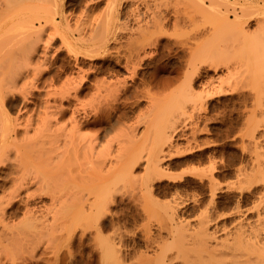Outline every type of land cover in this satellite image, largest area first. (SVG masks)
<instances>
[{"label":"rangeland","instance_id":"rangeland-1","mask_svg":"<svg viewBox=\"0 0 264 264\" xmlns=\"http://www.w3.org/2000/svg\"><path fill=\"white\" fill-rule=\"evenodd\" d=\"M26 1L24 0L21 2L24 5L26 11L22 10L24 8L23 6L21 7L20 2L16 5L17 9L18 6L22 8H20L22 11L20 10L16 12L17 14H19L17 18H20L19 20L25 18L22 19L19 23L21 24L23 20L28 21V19L30 18L29 22L31 23V21L33 22L34 20V25L39 27L38 25H40V23H38L37 20L38 15H35L37 16L36 18L31 19L32 17H35L34 12L37 11L38 8L33 10L31 9L32 6L30 7V5H28L27 11V7L25 5L27 3H33L32 0H29L28 2ZM200 1L201 0H63L61 2L63 6L60 7L62 10H60L64 12V16L65 18L67 17V19H65L59 27L62 30L66 29L67 31H69L70 43H68L69 46L67 44L66 46L63 45L60 40H57V42H55L54 50L59 51V54L57 56V60L55 61L53 66H51V72L47 73L44 76V79L45 77H47L46 79H49L50 76H53L55 74V76H57L58 74H60L61 80H64L68 76L70 77V73L77 70L78 67L88 69L90 65H96L97 67H99V69L103 70L97 77L99 83L104 84V81L108 83V81L114 79V77L112 76V72H114L116 69L119 70L118 67H113V61L111 59L118 53L121 55L129 54V51L131 52L132 47L135 46L136 43L138 44L139 39L142 40L143 38V40L147 41L152 40V38L154 37L152 34H154L155 32H153L154 27L153 25L151 26L150 23L152 21L154 22L156 20V17L158 19V16L162 17L164 15L167 19L165 21V23L167 24L164 25L165 28H162L161 31L165 33L159 30L161 34L159 33V31H156V33L160 34V36L154 34V38L156 39V36L158 38L157 42L153 41L154 38L150 42H153L156 45H153V47H148L145 54H142V56L146 55V59L144 61L143 68L139 70V75H137L136 78L138 84L140 83L142 78L149 82L153 81L151 85L154 86L151 87L149 92L151 97L146 99L145 101L141 100V104L138 107L139 109L137 108L135 110L136 112H133L134 114H131L130 119L126 122L124 121L125 123H120V125H117L114 130H112V132H108V137L109 140L114 139L116 143L117 140H119V145H121L120 147H122L121 150L120 147L117 148L118 144L114 143L113 155L118 153L116 150L120 148V153H124L122 154V156L124 157L126 156L125 154L129 153L128 151L133 149L131 153L140 151L142 153L137 152V154H142L144 157L148 155V158L151 159L152 157H155V160V155H157L155 152H157L158 149L152 150V146L153 149L155 147L153 144L156 143L157 145L160 139L161 141L164 140V142L167 143L172 141L170 143L171 145L167 143H161L163 147L159 146V149L163 148L162 150H164V153L169 150L171 154H167L168 151L165 154H160L162 153V150H158L160 154V156H158L159 160L157 159L158 161H161L160 157L166 154L167 155L163 158H167L169 154H174V157H171L170 159L168 158V160L165 159V161L163 159L164 162H161L163 163L162 165L165 166V168H163L164 171L165 169H167L165 172L171 176V179L169 178V176H163L164 178H162V180L154 183L155 187L158 188L157 189L154 187L156 192L154 193V195H158V199L157 197L155 198L157 199V201H159V204L161 203L160 205H164L165 203L174 201L176 199L175 195L180 194V197L177 196V198L182 197V200L179 198L177 200H180L181 202L184 200L182 202L183 204L181 203V216L183 217V219L188 220V222H190V224L194 227L198 225V220H201L204 216L203 215L201 217L202 213L205 211L204 206L208 205L207 203L212 199V205L214 206H212L211 208L210 203L209 207L206 206L205 211L207 214V210L209 211L211 209L212 211H210V214H213V218H215L211 226L212 228H210V232H213L217 225L219 227H223L222 224L227 226L226 232H213L216 236L214 237L216 240L213 238L212 240L210 239L207 245L208 247H214V245H216L218 242L220 243L221 241H225V239L228 238V236L231 234V231H233V228L235 229L236 227L240 226L239 222H241L242 226L246 229L249 227L248 230H250L251 226H260L264 228V0H218V2L224 3H222V5H220L221 3H218L219 5H215L217 0H215V3H212V1L210 0H202V2L204 3L203 5L200 4L202 3ZM24 2L26 3L24 4ZM234 2H236V4H234L236 7L234 5V7H231ZM249 2L252 8H254L256 5L254 10L256 14H253V11L252 13L249 12L253 14L251 16H248V13L245 14L250 19H248L247 16L245 17L242 14L243 12L241 13L240 10L242 6H244L245 4H249ZM240 4L242 6H240ZM237 5H239L240 7ZM34 6L38 7L39 5L37 6V4L34 3L33 7ZM231 8H235L236 13L238 11L237 15L232 12ZM17 9H15L14 12ZM41 9L42 8H39V10ZM227 9L229 11H226ZM32 10L34 12L31 14ZM38 11L36 12V14L38 13ZM132 12H134V14L138 13L140 15L142 13V17L140 16L142 18H140L141 21L137 20V18L139 19V16L137 14H135V19H133L134 17L132 15ZM45 13L50 15L52 11H45ZM226 15L228 16V20L232 21H234L236 16L239 15V21H243V23H241L243 24V26H239L244 29L242 30V28L240 29L237 27L233 28L231 24L230 26L229 24L227 26L224 23ZM244 18L246 19V21L244 20ZM60 20L61 19H59V21ZM175 20L177 21V23L175 22ZM174 22L176 24H179L175 25ZM244 22L246 23L244 24ZM20 24L18 25L21 26L20 35H22L23 25ZM147 24L150 25L148 26ZM150 26L152 28H150ZM45 34L46 32L42 35L44 39L47 35ZM145 34L146 37L144 38ZM150 35L152 36V38ZM208 35L211 37L210 42H207L205 40L204 41L207 43H211V46L207 43L204 44V41L199 45L198 43L201 42L200 38L203 40V37H207ZM205 37L204 39H206ZM80 38L82 40H80ZM103 38H116V40L114 39V41L113 39H111L106 45L107 47L103 52V55H105L104 60L102 58L103 55L101 59L95 61H91L82 57H79V59L76 60L74 58L75 52L69 50V48L72 50L76 48L75 50L78 49L77 51H88L89 48H91V42L99 41ZM14 39H19L20 41L23 38L18 37ZM25 39L26 38H24L23 40ZM84 39L86 40V43L85 41H83ZM193 39L194 41H197V44L199 45L198 47H201L202 49L207 48L204 52L200 48V54L199 52H197V56L193 54L195 57L190 54L191 48H194V45L196 44L195 42H192ZM15 42H13V44ZM20 42L18 44H20ZM189 43L192 45L194 43V45H191V47ZM184 46H188L190 50H188V47ZM54 50H51V52L53 53ZM110 55H112L113 57H110ZM109 60L112 62V64H109ZM190 60L199 61H194L197 66L205 65L199 64L201 62L206 63L205 66L200 67L202 70L201 78H197L194 82H190L191 80L189 81L190 77H188L189 74L187 73V70L189 71V73L191 72V70H193L190 67L191 65H189L193 62H188ZM187 64L189 67L187 66ZM211 64L212 68L217 67L216 71H214L215 68H210ZM196 65L193 66L197 67ZM158 68H160L161 70L158 71ZM157 71L159 73H157ZM128 74L123 69H121L120 76L118 75L117 77L122 78V76H124L126 78H129L130 74ZM215 76L219 77V80L221 79L220 81H227L225 82V84H220L218 78L216 79ZM211 77H215L216 82H218L217 84L225 86L224 88L226 90L224 93L213 96L205 94V88L207 86L205 82L211 79ZM90 81L91 83L96 82L95 79H91ZM128 82L129 84L133 83V81H131L130 79L128 80ZM160 82L163 84L161 85ZM39 86L40 91L36 92V100L37 103L39 101L38 104L40 105V103H42L43 101L40 100V98H44V92L47 89H44V87H42L45 86L44 83H39ZM104 88L101 86L100 90L102 91L100 93L103 94H100L99 90L98 92H96L97 95L98 93L100 95H104ZM93 89L94 90L92 91L90 90V94L88 93L87 96L84 94L80 96L82 103L84 101L85 104H87L86 102H90L89 100L93 99L92 96L96 95L95 88ZM140 89H142V86H140ZM137 98L138 97L130 96L128 98L129 105L132 104L131 106H135L136 104H138L139 102L137 101H139V98ZM140 114L145 115L144 117L148 121V124L146 123L145 125L139 127L137 132H135V137L142 140V142L140 141L138 142L140 144H138L135 137H132V139L135 138L134 140L136 141L130 139L129 136H125V129L130 124H133V122L137 120V117ZM146 115H148V118L146 117ZM149 115L151 116V119L153 118L152 120H150ZM12 116H15L14 111H12ZM174 128L178 129L174 130ZM145 130H147L148 132H146V135L149 134L150 130V132L152 133V135L144 136L146 137V139L147 137L149 138L148 141L146 139H142V135L145 133ZM173 130L174 132H172ZM90 131H92V129H86L84 130V133H91ZM33 134L34 133L32 132V135ZM156 134L161 136L158 137V135L156 136ZM165 134H167L171 138H169L168 136L166 137ZM140 136H142V138H140ZM163 137L167 138L168 141H166V139H162ZM155 138H157L159 141L157 142ZM169 139L172 140L169 141ZM143 141L146 143H144ZM157 146L155 148H157ZM32 147L33 149H28L30 152L23 153L24 155L20 157L21 160H19L20 158L18 159L19 162H24V165L26 166L24 167L26 169L24 167L23 168L26 171H29V173L33 169L36 170L35 172H39L38 175L42 177L44 176L46 178L48 176H51V173L54 175L65 167L62 166L64 165V162H61V166L60 164H58L61 168H56V170L58 169V171H56L55 168H53V170L51 167H49L50 164L48 166L49 168L47 169V167L45 166L46 163L44 164V159L46 158V156L43 159L44 155L42 150L44 149L39 141H36V143L33 144ZM153 153L154 155H152ZM149 154H151L152 157ZM13 155L14 154H12V160L8 163L7 168L3 170L2 174H0V177H2L0 184L4 188L6 187V190H10V182H5L3 180V177L6 176L5 174H7V172L14 169L13 166H15V164H17L16 166H18V162H12L15 161ZM170 155L168 157H170ZM28 156H31V158H29ZM70 159H72L71 156ZM79 160L80 157L77 159V161H75L76 163H74L77 165L79 163L81 164L83 160ZM70 161L73 162L74 158L72 160H69V162ZM45 162H47L46 159ZM86 165L87 163L85 165L81 164V167H77L76 165H72V163H67V166H69L68 168L72 170L71 173L68 174L67 170H69L70 172V169H67V166L66 169L61 170L63 172L64 170H66L64 172H67L66 175H64L61 171V174L58 172L60 176H58L57 173V177H59V180H56V192L53 194L54 197L61 198L59 199L61 200V203L58 201L59 205H61L60 207L58 205V202L56 203L58 206L54 204L57 209L58 207L59 209L61 207L63 208V199L65 200L66 198V204L69 203V200L72 199L70 197H72L73 191L76 192L77 189H79L77 187L81 188V181L79 178L78 184L80 186L76 183V181L78 180H76L73 184L71 183V181L73 182L75 180L74 174H76V170H78L77 173L81 169L83 171L84 168H86ZM128 166L131 167L130 164ZM89 167L87 166V168ZM146 167L147 163L145 164L144 162H142L138 166L133 167L132 175L136 178H131L132 180L130 181L131 174H129V177H127L128 180L124 178L123 182L124 180H127L129 183H127V185H122L123 189L125 188V186L128 188L129 186L132 187V185H136L135 187H137L139 183L142 184L143 179L145 178L144 174L146 173ZM51 169L53 171H56V173H53V171H51L50 173L49 171ZM86 170L87 171L84 172H87V174L84 173V175H91L92 172L88 174L89 169ZM90 171H92L91 168ZM105 171L106 169H104L102 174H104ZM79 173L76 174L78 177ZM31 174L35 175L33 172H31ZM105 174H107V172ZM62 175H64L65 177H67L68 175L70 176H68L66 179L65 177H63L65 179L64 180L61 177ZM91 176H93V174ZM172 176H175V178L177 177V180H173L174 177ZM69 178H71V181L67 180ZM47 180H49V177L47 178ZM52 180L53 179H51V181ZM145 180L146 179H144V182ZM119 181L121 182H117V186L119 184L121 185L122 179H120ZM3 183H6V185ZM53 183L54 181L51 184ZM71 184L76 185L72 187ZM82 185H84V183ZM122 186L120 187L122 188ZM134 186L129 189L135 190ZM142 186L139 185V187H137H141V189H139L141 191L135 190L133 192L132 190L133 193H130L131 190L128 192L126 190L127 193H125V196H123L124 192H122L121 194L118 193L119 191H124L126 188L124 190H120L121 188L119 187V191H117L116 194L118 203L112 208V211L115 214H118V218L116 216V221L118 222V225H120V232L125 234V240H129V243L135 237L137 239H143L139 237L144 236L143 233L146 232V230L144 231V229H147L148 227L151 228L152 232L155 235L159 232L157 222L162 217H158V215L153 214L156 206H154L155 208L152 206L153 210L151 208V210H149V212L147 213L149 215L145 214L143 208L140 206V204L142 205V202L146 198L142 193V188L144 187ZM36 187L38 186L36 185L32 187L30 191L33 193L37 192L38 194L39 190L36 189ZM74 187H76L77 189H75ZM137 191L138 193H135ZM174 192L176 194H174ZM212 192L214 193L212 194ZM66 193H71V196H67L70 199L66 197ZM140 193L143 194L142 196L145 198H143ZM139 194L142 197V201L138 199V197H140ZM22 195L24 196V194ZM38 196L39 197L36 196L34 199H32V201L29 202L30 204L28 205L31 208H29L28 205L23 204L24 202L18 201L16 202L14 207L8 210L6 223L9 227L8 230L10 232L5 231V233H7L8 240H5L3 244H0L1 249L3 250L2 251L0 249L3 253L2 254L0 252L1 259L4 262L3 264H92L91 262L93 259L91 261L89 260L93 258L92 256L95 252H97L95 251V244L92 243L93 240H91L93 239V236H91L90 239H86V236H84L83 240L85 241L83 243L81 241V238H79L82 237L80 235L82 234V231L79 227L76 228L77 231H74L73 233V240H75L72 241L71 244L73 247L70 245L69 239L67 240V237L70 238L68 228L66 229L65 227H69L68 225H70V212L68 208L69 204H64V206H67L68 208L64 209L66 208L64 207V212H61L63 211L61 209V211L57 215L55 213H57L59 209L57 210V212H53L56 217L53 213L46 216V218L48 217L49 221L45 220V223L47 221L49 230L51 226L54 227V225H56V227L50 231L46 229L47 233L46 231L43 232L40 230V233H44L42 238H40L42 234L39 237L38 235L40 233L34 234L36 232L38 233L37 230L39 229H36V231L34 232V230L31 231L24 227L25 224H28L30 221L29 220L28 222H25V220L27 221L31 216V214L30 216H27L25 214L27 212V208L32 210L33 207L34 211H31V213L36 216L35 214L37 212L39 219H41L42 213L44 212L42 210L45 209L44 206L48 207L49 205V207H52V205H50V203H52V197L50 195L40 196L38 194ZM121 198L123 200H121ZM195 199H197V202L195 201ZM146 201L147 200H145V202ZM198 201H200V203H198ZM200 204L202 205L200 206ZM25 205L27 208L25 207ZM54 205L52 208L55 209L53 211H56ZM256 205L258 207H255L254 209L253 206ZM159 207L158 213L161 209L162 211H160V215H163V209L162 207ZM67 211L68 214L66 215L68 218L66 217V220L69 219V223H65V226L61 227L62 225L60 224H64V222L66 221L65 212L67 213ZM155 211H157V208ZM258 211L260 212V214H257ZM257 215L260 216L261 220H258ZM26 216L28 217V219H25ZM34 216L32 215L33 218ZM22 224L23 229L25 230L23 231L25 233L22 234V230H19L21 234L17 236L15 234L14 236L17 237V239L15 238V240L12 236L13 238L11 237V239L14 243H10V236L13 235V233L11 234V232H16L17 227L22 226ZM15 226L16 229H13V227ZM212 229L213 231H211ZM0 230H2L1 227ZM164 230L167 231V229ZM164 230L162 232V235L166 237L168 231L165 232ZM30 231L31 233H29ZM141 234H143V236ZM169 237L170 236L166 238L170 239ZM261 237L263 238L261 239ZM78 238L79 240H77ZM169 242L170 240L168 241V243ZM175 242L178 243L179 241H174L173 246L177 245ZM258 242L259 244L257 246ZM258 242L253 245L257 246V248L253 247L252 244L249 245V247L247 246L246 249H242L245 246L241 247V252L244 253L245 256L240 259H249L247 261V263L249 264H264V231L260 232ZM79 243H81V245ZM86 243L89 245H87ZM86 245L88 247H86ZM92 245L94 246L95 250H90V247H92ZM168 246L170 245L167 244V246L165 247L168 248ZM173 246H171L172 249L171 247H169L172 251H168L166 253L168 256H170V254L176 255L177 257L179 256L178 258L176 257L177 259L174 261L175 264H183L185 259L188 258V255L189 259H191L193 250L190 249L193 245H187L186 247L183 246L184 248L181 246L182 250L180 253L176 250V248H173ZM188 246H190V248ZM86 248L89 250H87ZM179 248L180 247H178V249ZM158 252L160 253L158 247H155L153 249H150L147 254L149 253L148 255L153 258L155 257L154 255L158 254ZM177 253H182V257L184 256L185 259L183 258L184 260H182L180 258L181 256ZM187 260L188 259H186V261ZM129 261L130 262H128L127 264L131 263V260Z\"/></svg>","mask_w":264,"mask_h":264},{"label":"bare ground","instance_id":"bare-ground-1","mask_svg":"<svg viewBox=\"0 0 264 264\" xmlns=\"http://www.w3.org/2000/svg\"><path fill=\"white\" fill-rule=\"evenodd\" d=\"M22 1H24V0H0V174H2L3 170L7 168L8 163L12 160V154H14L13 158L15 160L12 162H14V163L18 162V166H16L17 164H15L16 167L13 166L14 169L7 172V174H5L6 176L3 177L4 178L3 180L5 182H10V187H9L10 190H6L5 189L6 187L4 188L0 184V192L2 193V195L0 193V195H1L0 196V227L2 229V230H0L1 231L0 232V244H3V242L5 240L6 241L8 240L7 233H5V231H8V232H10V231L8 230L9 227L7 226L6 219H7V215H8V210L10 208L14 207L16 202L22 201V202H24L23 204L28 205V204H30L29 202L32 201V199H34L36 196L39 197L38 196V194H39L40 196L41 195L42 196L43 195L44 196L50 195L52 197L51 198L52 203H50V205H52V207L54 204L57 205L56 203L58 201L61 203V200H59L61 198L54 197V195H53L56 192V190H55L57 187L56 186L57 185L56 180L59 178V177H57V173L59 172L61 174V172H62L64 175H66L67 172L64 173L66 170H64V172L61 170L66 169L67 163H72V165H76L77 167H81V164L85 165L87 163L86 168H84L83 171L81 169L79 171L80 173L78 172L79 177L76 175V174H78L77 173L78 170H76V174H74L75 180L73 182L71 181V178L73 177V175L71 178L67 179V180H70L72 184L76 180H78V181H76V183L78 184L79 179H80V181L83 182L84 185H82L83 183L80 182L81 188L77 187V188H79V189H77L76 187H74L75 189H77V191H76L77 193L75 191H73L72 197H70L72 199L68 198L69 196H71L72 192L70 194L66 193L67 194L66 197L68 196L67 198L70 199L69 203L66 204V198H65V200L63 199V201H64L65 205L69 204L68 208H69V212H70L69 217H70V225L71 226L70 225H68L69 227L65 226V223H69V219L66 220L68 218L66 215V214H68V211H67V213L65 212V215H66L65 220L66 221L64 222V224H60V225H62L61 227L65 226L66 229L68 228V232L70 233V238L67 237V240L69 239L70 242L69 241L68 242L70 243V245L72 244V241H75V240H73V238H74L73 233H74V231H77L76 228H79V227L81 228L82 234H80V235L82 237H79V238H81V241L83 243L85 241V240H83L84 236H86V239H90L91 236H93V239H91V240H93L92 243L95 244V245L94 244L93 245L95 246L96 250H95L93 245H92V247H90V250L94 249L97 252H95V253L93 252L94 253V255L92 254L93 258H91V256H90L91 259L89 261H91L93 259L91 262L92 264H127L128 262H130L129 260H131L130 264H175L174 261L179 256L177 257L176 255L170 254V256H172V257H170L166 253L168 251H172L171 246H173L174 241H179L181 243L180 244L179 242L178 243L175 242L177 245L178 244H180V245L177 246L174 243V245L176 247L173 246V248H176V250L179 253L181 252V250H182L181 248L183 246L186 247L187 245H190V246L193 245L192 248L190 249V250H193V255L191 256V259H189V255H188L187 256L188 258H186L188 260L186 261L184 256L182 257V253L181 254L177 253L178 255L181 256L180 258L182 260L185 259L186 262L184 261L183 264H249V263H247V261L249 259H245V260L240 259V258L245 256V254L241 252V247L245 246L242 249H246V247L247 246L249 247V245H251V244H252V246L255 245L259 240L260 232L264 231L263 227L251 226L250 230H248L249 227L246 229L245 227L242 226L241 222H239L240 224L239 223L238 224L240 226L237 225L238 227H236L235 229L233 228V231H231V234L229 235L230 237L227 235L228 238H226L225 241H221L220 243L218 242L219 244L217 243L218 245L216 244V245H214V247L213 246L208 247L207 244L209 243L210 239L212 240V238L215 239L214 237H216L214 235V233H217L219 231H221V232L227 231V226L222 224L223 227H219L218 225L216 227L214 226L215 230L214 231H213V229L211 230L214 233L210 232V228H212L211 226H212V223L214 222L215 218H213V214H210V211H212L211 209L209 211L207 210V214L205 211H206V206L209 207L210 203H211V208H212V206H214V205H212L213 204L212 199L209 200V202L207 203L208 205H205V206L203 205L205 207V211H204L205 213L203 212L204 214L202 213L201 217L203 215L204 216L201 220H198L199 221V223L197 222L198 225L196 227H194L190 224V222H188V220L183 219V217L181 216V206H182L181 203L184 200L182 202L180 200L179 201L177 200L180 197V194L177 195L174 192V194H176L175 195L176 199L175 200L172 199L174 201L170 200L172 202L165 203L164 205L162 204L163 207H162V205H160L161 203L159 204V201H157L158 195H156V196L154 195V193H156L155 189H154V187H155L154 183L162 180V178H164L163 176H169V178L171 177L170 175H168L165 172L167 169H165V171H164L163 168H165V166H163L162 165L163 163H161V162L163 161V159L165 161V159L168 160V158L170 159L171 157H174V154L172 153L173 155H170L171 152H169V150H167L168 152L167 151L166 152H167V154L170 153L169 154L170 157H168L169 156L168 155L167 158L166 157L163 158L164 156L167 155L166 154V155L160 157L161 161H158L159 160L158 156H160V154L166 153V152L164 153V150H162L163 148L162 149H159V148L161 146L163 147L162 144H165L167 142H164V140L161 141L160 138H159L160 141L157 138H155L157 140V142L159 141V143H157V145L158 144H160V145L157 146L156 143H154L153 145L155 147L157 146V148L154 147V149H153V146H152V150H156V149H158L159 151L162 150V153H160V154H159L158 150H157V152H155L157 154V155H155L156 156V160H155V157H152L151 154H149V155L152 157V159L148 158V155L145 156L146 157L145 158L142 154H137V152L139 153L140 151H136V152L134 151L135 153H133V152L131 153V151L133 149L128 151L130 153V155H129V153L126 152L127 153V154H125L126 156L123 157L122 154H124V153H122V154L120 153L122 150V147H120L121 145H119L120 141L117 140V143H116L114 139L109 140V137H108L109 133L112 132V130H114V128L117 125H120V123L123 124L124 121L126 122L127 120L130 119L131 114L133 112H136L135 110L141 104V100L145 101L146 99L151 97L149 92H150L151 87L154 86V85H151V83L153 81L150 80L152 82H149L143 78L142 79L140 78L141 81L138 84L136 78H137V75H139L138 74L139 70L143 68L144 61L146 59V57H145L146 55L142 56V54L143 53L145 54L146 49L148 47H150V46L153 47V45H156L155 43L150 42V41L153 40L155 35L160 36V34H161L160 31L162 30V28H165L164 25L167 24V23H165V21L167 20L166 17L164 15L163 16L165 18L163 16L162 17L158 16V19H157V17L156 18L154 17L156 20L154 22L152 21L150 23L151 26L153 25V27H154L153 32H155L154 33L155 35L152 34L154 36L153 38L150 35L152 40L147 41V40H143V38H142V40L139 39L138 44L136 43V45L133 46L134 49L131 46L132 50L130 49L131 52L129 51V54L121 55L118 53L114 57L112 55H110V57L111 56L113 57L111 59L113 61V67H118L119 70L116 69L114 72H112V76L114 77V79H111L110 81H108V83H106L104 80H102V81H104V84H106V85H104L103 83L102 84L99 83V80L97 79V77L99 74H101V72L103 70L99 69V67H97L96 65H90L88 69H83L82 67H78L77 70L70 73L71 74L70 77L68 76L64 80L62 79L63 80L62 81L60 74H58V73H57L58 74L57 76H55L56 75L55 74L53 76H50L49 79H46L47 77H45V79H44V76L47 73L51 72V70H52L51 66H53V64L57 60V56L59 54L58 53L59 51L54 50L55 42H57V40H60L63 45L67 44L68 46H69L68 43H70L69 42L70 41L69 31H67L66 29L62 30L59 27L60 24H62V22L65 19H67V17L65 18V16H64V12H62L61 11L62 9L60 8L61 6H63V4L61 3L63 0H32L33 4L35 3V4H37V6L38 5L39 6L35 7L36 6L35 5L33 7V4H29V3H27L25 5L26 7L28 5H30V7L32 6L33 8L31 7V9H33V10L38 8L37 11L39 10V8H42L41 10L38 11L37 14H36L37 11L34 12L32 10V12H31V14L34 12V16L38 15V17L35 16V17H32L31 19L37 17L38 23H40V25H38L39 27L34 25V23H33L34 20H33V22L31 21V23H30L29 22L30 18L28 19V21L23 20V22H21V24L19 23L22 19H25V18H22L21 20H19L20 18L19 19L17 18L19 14L16 13L17 11H20L22 9L21 8L22 6L24 8V5L21 3ZM28 1H26V2H28ZM210 1H212V3H215V0H210ZM19 2L21 3V7L18 6V9H17L16 5L19 4ZM26 2H24V4ZM200 2H202V0ZM218 3L220 4L221 2H218V0H217L215 5H217ZM222 3L220 5H222ZM239 3H241V2H239ZM200 4L203 5L204 3L202 2ZM227 4H228V2H227ZM234 4H236V2H234L231 5V7ZM241 4H243V3H241ZM241 4H240V6H242ZM237 6H239V5H237ZM253 6H254V4H253ZM255 7H256V5H255ZM255 7L252 8V6L250 5V2H249V4H245L244 6H242L240 8V10H241V13L243 12L242 14L246 17L247 16V15H245L246 13L249 14L248 16L256 14L254 12ZM251 8H252V10H251ZM15 9H17V10L14 12ZM26 9L28 11V7ZM22 10H25V8ZM249 10H251V11H249ZM45 11H52V13L50 15H48L45 13ZM226 11H229V10L227 9ZM252 11H253V14H251ZM232 12L235 13L236 15L238 13V11L236 13L235 8L232 9ZM249 12H251V13H249ZM226 13H228V12H226ZM241 13H239V14H241ZM29 14H30V11H29ZM135 14H137L139 16V19L136 17L137 20L141 21L142 13H141V15L138 13H135ZM135 14H134V12H132L133 17L135 16ZM236 15H234V16H236ZM226 16H225L224 23L227 26H228V24H229V26L231 24V26L233 28H236V27L240 28V29L242 28L241 26H243V24H241V23H243V21L242 22L239 21V19H240L239 15L236 16L234 21L228 20V16L227 17ZM23 17H25V16H23ZM59 19H61V20L59 21ZM133 19H135V17ZM248 19H250V18L248 17ZM244 20L246 21L245 18H244ZM175 22L177 23L176 20H175ZM176 23H175V25L179 24V23L178 24H176ZM245 23L246 22H244V24ZM18 24L23 25L22 26V32H23L22 35H20L21 26H19ZM239 25H241V26H239ZM151 26H150V28H152ZM23 29H24V31H23ZM243 29L244 28H242V30ZM148 30H149V27H148ZM156 31H159L160 34H157ZM45 32L47 35L45 34L46 37L44 36L45 37V39H44L42 37V35ZM161 32H163V31H161ZM163 33H165V32H163ZM23 34H24V37H23ZM18 37H20V38L22 37L23 39L24 38H26V39L20 40L21 42L19 41V39H14V38H18ZM145 37H146V34H145L144 38ZM204 37H203V40L200 38L201 42L198 43L199 45L204 40L207 42H210L211 37L209 35L207 37H205L206 39L209 37L207 40L204 39ZM13 39H14V41H13ZM111 39H113V41H114V39L116 40V38H103L102 40L91 42L90 43L91 48H89L88 51H83V50L77 51L78 49L75 50L76 48L73 50L69 48V50L75 52L74 58L76 60H78L79 57L86 58V59H89L91 61L99 60V59H101L103 52H104L105 48L107 47L106 45L108 44V42ZM157 39L158 38L156 36V39L154 38L153 41L157 42ZM15 40H16V42H15ZM80 40H82V39L80 38ZM135 40H138V39H135ZM83 41H85V43H86L85 39ZM189 41H190V38H189ZM205 41H204V44L207 43ZM13 42H15V43L13 44ZM19 42L21 45L18 44ZM135 42H137V41H135ZM192 42H195L196 44L194 45V43H193L194 48H191V50L188 47L190 43L188 44V46H184V47L189 48L188 50L191 51V53H190V51H189V53L192 54V56H194L193 54L196 55L197 52H199V54H200V52H201L200 50L202 48L198 47L199 45L197 44L196 40L194 41V39H193ZM207 44H210V46H211V43H207ZM191 45L192 44H190V46ZM82 48H84V47H82ZM203 49H205V50H203ZM203 49H202V51L204 52V51H206L207 48H203ZM7 50H9V51H7ZM51 50H54V52L52 53ZM104 56L105 55H103V57H102L103 60H104ZM191 61L192 60H190L188 62H191ZM194 61L199 62L196 60H194ZM194 61H192L193 63H191V64L188 63L189 65H191L190 67L193 69V70L189 69V70H191L190 73L187 70V73L189 75L190 74L192 75V76L191 75L189 76L187 74L188 77H190V79H189V81L191 80L190 82H194L197 78L198 79L201 78V76H202L201 71L202 70L200 67H203L206 65V63L201 62L199 64H205V65L197 66L194 63ZM109 64H112V62L110 61ZM188 64H187V66H188ZM192 64L194 66L196 65L197 67H194ZM210 66L209 67L212 68V64ZM213 68H215L214 71H216L217 67H213ZM121 69H123L127 74L128 73L130 74V75L128 74L129 75V78L127 77L128 79L124 76H122V78L117 77L118 75L120 76V70ZM160 70L161 69L158 68V71H160ZM158 71H157V73H159ZM123 75H125V74H123ZM192 77H193V79H192ZM215 77H211V79H209L205 82V84L207 85L205 88V90H206L205 94H208L209 96L218 95V94L220 95V94L224 93L226 90L224 88L225 86L220 85V84H225V82L227 80L226 81H224V80L220 81L221 79L219 80V77H216V79L218 78V80L220 82V84H217L218 82H216ZM91 79H95L96 82L91 83V81H90ZM129 79L131 81H133L132 84H129V82H130V81L128 82ZM162 82H164V81H162ZM221 82H223V83H221ZM39 83H42V84L44 83L45 86H42V87H44V89L45 88L47 89L44 92V96H43L44 98L43 99L40 98V100H43L42 103H40V105L38 104L39 101L37 103V100H36L37 99L36 98L37 97L36 92L40 91ZM57 84H59V85H57ZM157 84H158V81H157ZM162 84L163 83H161V85ZM101 86L103 88L105 87L104 88V90H105L104 95H100V94H103V93H100L102 91V90H100ZM140 86H142V89H140ZM190 86H191V84H190ZM228 86H230V85H228ZM155 87H156V85H155ZM93 88H95V94L96 95L93 94L94 95V96H92L93 99L89 100L90 102H86L87 104H85L84 101L82 103L80 96H82L83 94L87 96V94L90 92V90L91 91L94 90ZM98 91L100 93V94L98 93L99 96L96 93ZM92 93H94V92H92ZM193 94H194V92H193ZM130 96L138 97L139 101H137V102H139V103L136 104L135 106H131L132 104L129 105L128 98ZM99 98H102V99H99ZM89 99H91V98H89ZM133 104H134V102H133ZM12 111L15 112V116H12ZM140 115H142V114H140ZM140 115L137 117V120L134 121L135 123L133 122V124H130L129 126H127L128 128L126 127V129H125L126 130L125 131L126 137L129 136V138L132 139V137L136 136L135 132H137L139 127L145 125L146 123L148 124V121L144 117L145 115L144 114L142 116H140ZM147 116L148 115H146V117ZM149 118H150V120L153 119V118L151 119V116ZM86 129H88V130L92 129V131H90L91 133H88V134L84 133V130H86ZM127 129H128V131H127ZM175 129L176 128H174V130ZM174 130L172 132H174ZM150 131H149L148 135H146L148 133L147 130H145V133L142 132L145 135L143 134L142 135L143 138H142V136H140V138L145 140L146 137H144V136L152 135V133ZM32 132L34 133L33 135H32ZM106 134H108V135H106ZM174 134H173V136H174ZM157 135L158 134H156V136ZM163 135H164V133H163ZM159 136H161V135H158V137ZM165 136L167 137L168 135L165 134ZM169 138H171V137H169ZM134 139H132V140H134ZM148 139L149 138L147 137L146 140L148 141ZM162 139H166V141H168L167 138L163 137ZM172 139H169V141H171ZM136 140H137V143L140 141L142 142V140H140L139 138H136ZM136 140H134V141H136ZM36 141H39V143L41 144V146L44 149V150H42L43 155H44L43 159L46 156L45 159L47 162H45V159H44V164L46 163L45 166L47 167V169L49 167H51L52 169L55 168V170H56V168L60 169L61 167H59L58 164H60V166H61L62 165L61 162H64V165H62V166H65V167L60 170L61 172L58 171V169L56 170V171H58L57 173H56V171H53L54 169L53 170L51 169L49 171L50 173H51V171H53V173L54 172L56 173L54 175L51 173V176L52 177L54 176L55 178L48 176L49 180H47L48 177L45 178L43 176L44 177L43 178L42 176L38 175L39 172L37 173V172H35L36 170H33V169L29 173V171L25 170L26 166L24 165V162L23 161L19 162V160H21L20 157L22 155H24L23 153L30 152L28 149H33L32 145L35 144ZM171 142H169L167 144H170ZM114 143L119 145V146L117 145V148L118 147L121 148V150H120V148L118 149L119 151L116 150L118 153H116V151H115V153L117 155L116 154L113 155ZM144 143H146V142H144ZM138 144H140V143H138ZM34 146H36V145H34ZM140 153H142V152H140ZM150 153H152V152H150ZM152 155H154V153ZM70 156L72 157V159L74 158L73 162L72 161L69 162V160H72V159H70ZM79 157H80V160L81 161L83 160V161L81 164L79 163L77 165V164H75L76 163L75 161H77V159ZM29 158H31V156ZM153 158H154V160H153ZM54 160H55V162H54ZM21 162H22V164H21ZM126 162L128 165L130 164L131 167H129L126 164ZM142 162H144L145 164L147 163V167H146V171H145L146 173L145 174L143 173L145 178L141 177V178H144L146 180L144 182V179H143L144 184L141 181L142 184L139 183V185L144 186V187L142 186L143 187L142 193L144 194V196L147 199L142 196L143 194H141V193L140 194L147 201L145 202V200L143 199L144 200L142 202L143 204L142 205L140 204V206L143 208V211L145 214H147L149 212V210H151L152 206L153 207L156 206L157 211H155L156 208L154 207L155 210H154L153 214L158 215V217H162L161 218L162 220L160 219L161 221L158 220V222H157V225L159 227L158 234L155 235L152 232L151 228L148 227L147 229H144V231L146 230V232L143 233L144 236H143V234H141L143 237H139V238H143V239H137L135 237L129 243V240H127V239H126L127 241L125 240V234L120 232L121 231L120 225H118V222L116 221V216L118 218V214H115L112 211V208L114 206H116L118 203L116 194H117V191H119L118 190L119 187L124 185V184L127 185V183H129L127 181L128 180L127 177H129V174H131L130 181L132 180L131 178H133V179L136 178L132 175V171H133L132 168L135 166H138ZM65 163H66V165H65ZM49 164H50V166H49ZM108 165H109V167H108ZM87 166L88 167L90 166V167L87 168ZM68 167L69 166H67V169H70ZM70 167H71V165H70ZM144 167H145V165H144ZM90 168L92 171H90ZM107 168H109V169H107ZM86 169H89L88 174L92 172L91 175L93 174V176H91L90 174H89L90 176L86 175L87 172H84V171H87ZM104 169H106L105 173L107 172V174L104 173L105 175L102 174ZM67 171L69 174V173H71L72 170L70 169V172H69V170H67ZM31 172H33L35 175L31 174ZM59 173H58V176H60ZM84 173H86V174L84 175ZM64 175H62L61 177L62 178L65 177ZM68 176H70V175H68ZM76 176H77V179H76ZM67 177H65V179ZM172 177H174L173 180H177V177L176 178H175V176H172ZM124 178H126L127 180H124V182H123ZM141 178H140V180H141ZM51 179H53V180L51 181ZM120 179H122L123 184L121 183V185L119 184L120 186L119 185L117 186V182H121V181H119ZM1 180H2V177H0V181ZM53 181H54V183L51 184ZM58 183H59V181H58ZM3 184L6 185V183H3ZM36 185L38 186V187H36V189H38L40 191V193L38 191V194H37V192L33 193L30 191L32 189V187H34ZM75 185L76 184L72 185V187ZM139 185L137 187H139ZM133 186L134 185H132V187ZM132 187L129 186L127 188L125 186L126 189L124 188L125 189L124 190L123 186H122V188L120 187L121 188L120 190L123 189L124 191H119L118 194H121L122 192H124L123 196H125V193H127L130 190H131L130 193H133L135 190L141 189V187L140 188L135 187L134 188L135 190L129 189ZM155 188H157V187H155ZM7 189H8V187H7ZM126 190H127V192H126ZM132 190H133V192H132ZM139 191H141V190H139ZM135 193H138V191ZM213 193L214 192H212V194ZM22 194H24V196ZM140 194H139V196H140ZM123 196H122V198H123ZM141 196L138 197V199H140L142 201ZM177 196H179V197L177 198ZM24 197L26 200L24 199ZM155 197H157V199ZM122 198H121V200H123ZM179 199L182 200V197ZM196 200L197 199H195V201ZM59 202H58V205H59ZM198 203H200V201H198ZM64 204H63V208L66 207L64 209H68L67 206H64ZM26 205H25V207H26ZM158 205L160 207H162L163 215L162 214L160 215V211H162L161 209L158 213V207H159ZM201 205L202 204H200V206ZM60 206L61 205H59V207ZM28 207H29V205H28ZM52 207L51 206L49 207V205H48V207L44 206L45 209L42 210L44 212L42 213L41 219H39L38 213L36 212L38 210L35 211L36 212L35 215L38 216V217H36V216H34L33 213H31V211H34L33 210L34 208L32 207V210H30L29 208H31V207H29V208L26 207L27 212L25 214L27 216H30V214H31V216L29 217V219L26 216L25 219H28V220L27 221L25 220V222H28L29 220L30 221L28 224H25L24 227H26V229L31 230V231L34 230V232L36 231V229H39V230H37L38 233L33 232L34 234H39L40 230L43 232H45L46 229L49 230L47 221L45 223V220H48V217L46 218V216H48L49 214H51L53 212L54 213L57 212V210L59 209V207L57 209L55 206L54 208H56V211H53L55 209H53ZM253 207L255 209V207L257 208L258 206L256 205ZM63 208L61 207L60 209L63 210ZM60 209L57 213H55L56 215L61 211ZM207 209H209V208H207ZM152 210H153V208H152ZM64 211L65 210H63L61 212H64ZM155 212H157L158 214ZM150 213H152V212H150ZM258 213L260 214L259 211L257 212V214ZM32 215L34 216V218L32 217ZM56 215H55V217H56ZM147 215H149V214H147ZM257 217H258V220H261L260 216L257 215ZM119 218H120V216H119ZM42 219H44V220H42ZM38 222L41 225H39ZM256 225H258V224H256ZM19 227H17V229H16V226L13 227V229H16L17 231L11 232V234L13 233V235L10 236V239H9V241H11L10 243H14V242H12V239H11L12 236L14 237V238L13 237L12 238L15 240V238L17 239V237H16L17 235H19L21 233L22 234L25 233L24 232L25 230L23 229V224H22V226H19ZM21 227H22V229H21ZM55 227H56V225H54V227L51 226L50 230L54 229ZM42 229H44V230H42ZM164 229H167L168 234L166 237L170 236L169 237L170 239H168L162 235V232ZM19 230H22V231L24 230V231L23 232L21 231V233H20ZM228 230H229V228H228ZM31 231L29 233H31ZM167 231H165V232H167ZM46 233H47V231H46ZM15 234H16V236H14ZM41 234L42 233H40L38 235V237ZM43 235H44V233L41 235L40 238H42ZM74 235H76V234H74ZM33 236H35V235H33ZM77 236H79V235H77ZM79 238L77 240H79ZM262 238L263 237H261V239ZM169 240H170V242H169L170 244L168 243ZM38 242H39V240H38ZM81 243H79V244L81 245ZM74 244H75V242H74ZM167 244L170 245V246H168V248L171 247V249L169 248L170 250L165 247V246H167ZM182 244H185V245H182ZM258 244H259V242L257 243V246H258ZM87 245H89V244H87ZM87 245H86V247H88ZM190 246H188V247L190 248ZM257 246H253V247L257 248ZM155 247H158L160 253L158 252L157 255H154L155 257L151 258V256H149L148 255L149 253L147 254V252L150 249H153ZM178 247H180V248L178 249ZM71 248H69V249H71ZM164 248L167 250H165ZM0 249H1V245H0ZM1 250H0V252H1ZM87 250H89V249H87ZM94 250H92V251H94ZM164 250H165V252H164ZM175 253H173V254H175ZM3 263L4 262L0 256V264H3Z\"/></svg>","mask_w":264,"mask_h":264}]
</instances>
